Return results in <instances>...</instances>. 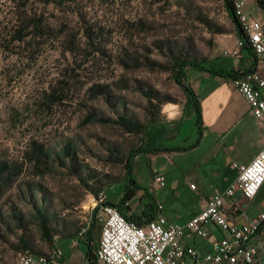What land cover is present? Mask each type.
I'll return each mask as SVG.
<instances>
[{
    "label": "rangeland",
    "instance_id": "rangeland-1",
    "mask_svg": "<svg viewBox=\"0 0 264 264\" xmlns=\"http://www.w3.org/2000/svg\"><path fill=\"white\" fill-rule=\"evenodd\" d=\"M18 13L10 0H0V161L23 169L1 198L0 213L13 227V216L26 226L9 235L0 231V264H17L23 234L35 252L50 251L35 218L37 207L51 215L59 231L78 234L90 222L100 192L122 198L125 158L144 149L146 135L89 117H125L150 128L165 118V108L180 110L186 101L173 79L174 61L208 68L214 56L240 47L233 43L236 28L223 0H76L49 6L31 0L26 25L42 20L43 35L34 27L25 41L13 42ZM228 42L230 50L223 48ZM184 83L189 85L188 76ZM52 89L62 100H46ZM180 128L179 140L199 132L193 116ZM33 142L52 154L50 171L36 168ZM69 143L77 159L60 165L57 155ZM147 169L135 165L143 187Z\"/></svg>",
    "mask_w": 264,
    "mask_h": 264
},
{
    "label": "crops",
    "instance_id": "crops-1",
    "mask_svg": "<svg viewBox=\"0 0 264 264\" xmlns=\"http://www.w3.org/2000/svg\"><path fill=\"white\" fill-rule=\"evenodd\" d=\"M244 12L251 20L259 21L264 30V10L259 7L258 0H244ZM234 42L235 46L240 43L238 36ZM233 47L229 42L223 46L228 50ZM209 63L212 66L208 68L232 74L264 75L260 59L251 48L243 46L235 52L218 54ZM186 76L201 112L197 137L179 140L183 120L190 116L196 119L192 105L186 110L185 101L180 110L174 106L165 108V118L151 125L147 131L144 149L151 151L143 152L135 162V165H147L144 173L148 181L144 187L156 197V206L162 205L158 215H164L168 223L182 226L206 207L210 197L225 192L237 179L233 164L251 163L264 148L263 126L252 113L246 98L234 87L233 77L224 78L201 70H190ZM168 138H175L170 146L164 144ZM156 172L165 176L166 185L154 192L151 184ZM137 177L138 184L142 186ZM138 201L134 198L128 202L132 204V210L127 214L140 215L143 212L148 200ZM118 202L108 196V203L117 205ZM125 209L122 206L119 210L126 213ZM223 213L234 225L264 214V185L252 200H247L240 193L226 199ZM207 230L209 235L203 238L184 229L182 243L197 250L199 258L213 253L215 241L224 236L223 231L212 223L207 225ZM100 232L101 227L96 223L94 230L82 238L73 233L58 235L50 251L61 249L67 264H90L87 252L96 253ZM256 246L258 255L254 264H264V226ZM186 262L193 264L191 259Z\"/></svg>",
    "mask_w": 264,
    "mask_h": 264
},
{
    "label": "built area",
    "instance_id": "built-area-1",
    "mask_svg": "<svg viewBox=\"0 0 264 264\" xmlns=\"http://www.w3.org/2000/svg\"><path fill=\"white\" fill-rule=\"evenodd\" d=\"M244 0H235V10L242 30L247 34L249 47L264 66V30L259 21L251 20L244 12ZM240 46L243 44L240 42ZM234 87L246 98L254 116L264 129V75L241 72L232 80ZM237 179L223 193L214 194L206 207L191 218L185 226L168 223L161 213L143 226L129 222L121 212L108 203V195L102 191L94 200L92 211L101 225L95 264H254L257 260V241L264 226V214L234 225L223 213L225 201L235 193L247 200L254 199L264 185V148L249 164H233ZM166 185L165 176L156 172L152 191ZM192 189L195 186H191ZM162 205L158 206L161 212ZM92 219V217H91ZM90 222L78 233L82 238L90 230ZM216 225L224 236L215 241L214 252L199 258L197 250L182 243L184 229L206 238L207 225ZM17 264H67L61 249L55 248L41 255L22 252Z\"/></svg>",
    "mask_w": 264,
    "mask_h": 264
},
{
    "label": "trees",
    "instance_id": "trees-1",
    "mask_svg": "<svg viewBox=\"0 0 264 264\" xmlns=\"http://www.w3.org/2000/svg\"><path fill=\"white\" fill-rule=\"evenodd\" d=\"M14 5L16 10L19 12L18 16H16V24L14 25L13 31L11 32V38L13 42H23L25 41L29 36H31L33 33L32 31L34 30L35 27V32L42 36L43 35V28L44 24L42 20H35L34 26L30 27L27 24L28 20V7L29 4L31 3V0H10ZM35 3L44 5V6H49L51 4H56V5H64L66 3H71L76 0H33ZM225 9L228 13V16L232 20V22L235 25L236 28V34L238 38L240 39V42L243 44V47L249 48V41H248V36L247 34L242 30V32H239L238 30V25L241 27V24L238 20V17L236 15V10H235V0H223ZM258 5L261 9L264 10V0H258ZM37 18L36 16H34ZM236 19V22L234 21ZM48 31L49 28L46 26L45 27ZM174 71V81L175 83L183 90L185 97H186V105L185 108L187 110V107L192 105L195 114H196V123L199 125L201 121V112L200 109H198L197 103H196V96L192 88L184 83V79L187 75V70H201V71H206L211 74H216L224 78H229L233 77L236 78L239 76V74H232L226 71H219V70H214L212 68H206L202 65V63L196 62V61H187V60H176L173 62V65L171 67ZM102 95H106V91L100 93ZM51 100H62L61 95L58 94L57 90L52 89V92L49 94H46V100L50 101ZM51 102V101H50ZM92 120V121H91ZM88 121L95 123H104V124H109V123H116L122 126L124 129L129 130L132 133H137L139 135H147L148 131V126L143 125L141 123L134 122L132 120H129L125 117H119L117 121H110L104 118H96V119H90L88 118ZM151 150H146V149H137L130 151L128 156L125 158V166H126V171H127V177H126V182L123 186V189L121 191L122 198L118 202V204L114 203H109L110 205L114 206L118 210L122 206H127L128 202L132 201L134 198L142 201L144 199L148 200V203L145 205L143 212L140 215H129L127 213L121 212V214L129 221L132 223H135L139 226L145 225L147 222H150L154 220L157 215H158V206L156 203V197L153 196L149 192V189L142 187L138 184L136 178H135V158H137L139 155H141L143 152H150ZM155 151V150H153ZM32 154L33 158L36 159L37 166L36 168H45V170L50 171L51 167L50 165H47L48 163L52 161V154H50L48 151L44 149L43 146L40 144L33 142L32 143ZM56 159L58 162H60V165H66L67 160L72 159V161H75L77 159L76 155V147L69 143L67 144L63 149L62 152L57 155ZM56 161V162H57ZM42 163H45V165H41ZM23 172L22 166L16 165L14 163H10L8 161H0V200L3 197L7 187L13 183V178L17 177L18 175ZM85 184V182H84ZM103 189V187L101 186ZM97 189H94L96 191ZM139 192L141 193V196L138 195ZM150 193V194H149ZM97 209L93 211L92 214V219H91V226H90V233L94 230V227L97 223L95 214H96ZM35 218L38 221V226L40 229V233L43 239H45L50 245H53L55 237L58 235H63L67 233H73L74 230L72 229H67L64 232L59 231L55 227L52 226L53 223V218L51 215H48L43 208H38L35 211ZM13 221L16 222V228L12 226L11 222L5 217L2 216L0 213V231L4 230L5 235L13 234L16 232V229L18 230H24V227L26 226L24 223V220H22L19 216H13L11 217ZM93 220V222H92ZM21 251L19 252H32L36 254H47V253H37L33 250L30 241L26 238V235L23 234L19 237L18 239ZM18 254V255H19ZM87 257L89 259L90 264H95L96 263V253L94 254L93 252H87Z\"/></svg>",
    "mask_w": 264,
    "mask_h": 264
},
{
    "label": "water",
    "instance_id": "water-1",
    "mask_svg": "<svg viewBox=\"0 0 264 264\" xmlns=\"http://www.w3.org/2000/svg\"><path fill=\"white\" fill-rule=\"evenodd\" d=\"M234 21L236 22V24H237V21H236V19H234ZM238 25V24H237ZM238 30H239V32H242V27H240L239 25H238Z\"/></svg>",
    "mask_w": 264,
    "mask_h": 264
}]
</instances>
